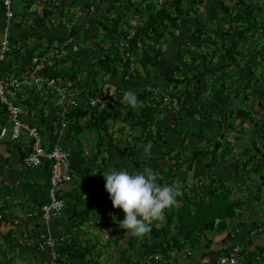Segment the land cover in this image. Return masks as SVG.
I'll use <instances>...</instances> for the list:
<instances>
[{
  "label": "trees",
  "instance_id": "obj_1",
  "mask_svg": "<svg viewBox=\"0 0 264 264\" xmlns=\"http://www.w3.org/2000/svg\"><path fill=\"white\" fill-rule=\"evenodd\" d=\"M98 1L100 5L108 2V0ZM32 3L39 4L37 0H31ZM212 3L217 4L220 10L223 24L219 26L220 38L211 36L202 27H197L193 32L188 33L187 37L191 43L192 53L196 55L189 57L188 68L182 69L183 79L174 78L173 75L166 79V83L169 84H190L195 80H202L209 73L217 75L222 71H227L228 76L220 79L218 86L214 88L215 93L208 88L202 92V87L198 86L199 93L196 95L195 103L202 97V94L206 95L208 100L205 103V110L197 109L194 104L190 103L188 107L182 108V117L178 113L174 114L173 124L166 126L161 121V117L164 115L167 105L171 104L168 100H176V103L180 104L183 100L182 94H167L158 98H149L151 101L149 104L147 95L136 93L138 105L136 107L124 106L122 104L123 89L127 88L126 86L134 78L141 81L144 75L152 77L153 69L161 64L160 61L165 55V46L177 32H181V27H184L180 24L182 19L189 20V14H197L200 5L209 7ZM89 4L80 5L81 11L84 10L87 14L91 13L92 6ZM69 12L70 9L61 8L58 13L62 19L76 21L75 25H80L82 19L79 15L82 12L70 15ZM146 12H149L146 25L144 27L135 26L134 16ZM130 14H133L131 18ZM53 15L54 13L47 7L43 9V18H46L45 20L62 34H66L67 30L63 23L59 28L54 26ZM14 16H16L15 11ZM62 19L58 21L63 22ZM97 23L103 33L95 39L79 37L70 39L71 41L68 39L54 47L48 44V47L41 53L42 58L50 52L51 48L57 49V51L66 48L67 51L59 55L56 62L44 70L40 79V87L29 86L35 87L40 94L46 95V99L50 102L57 101V94L47 86L50 80H54L58 88L64 87L75 92L78 107L69 110L66 115L67 120L65 119L66 125L69 123L77 133H81L82 128L78 121L88 118L89 123L85 128L95 130L96 140L93 144L95 156L91 161L94 168V173L92 172L94 180H89V182L86 178L88 181L86 185L93 191L94 197L98 194L99 201L95 205L90 201L91 199L85 200L86 207L81 213L83 220L89 219L95 209L102 211L101 220L103 223L101 222V224L115 225L112 219L116 215L120 221L124 218L122 209L113 207L110 195L105 189L106 181L103 174L120 168L118 163L112 165L114 156L126 155L128 159L132 160L136 169L148 162L160 161L161 165L166 168V172L159 175L160 184L176 183L180 186L182 195L177 198V203L174 206L165 209L164 223L156 224V221H151V230L148 233L140 236L129 234L123 250L127 254L124 264L127 262L130 264L132 260L134 263L131 264H147L151 257L157 261V264H172L175 255L190 256L200 249L209 250L203 253L202 258L212 254L218 255V258L223 257L222 255L229 257L235 254L237 264H264V245L259 244L264 238V222L254 218L249 223L240 220V214L246 211L241 204L247 200H249L248 205L254 216L260 211L264 212V146L263 148L258 146L257 140L254 141L255 137L253 141L249 140L248 133L237 135L233 123L228 124L230 131L226 138L223 136L224 124L220 119L215 122L219 127L221 125L222 130L217 128L220 137L213 136L211 132L208 134L206 129L198 127L197 123L186 124L185 127L180 128V122L196 115L199 120L213 122L215 120L212 115L213 109L223 107L225 100L230 97L227 91H233L236 85L243 82V97L240 101L242 108H238L240 110H237V115L242 116L244 121L250 123L252 129L259 127L258 133L254 136L260 137L264 141V118L256 120V113L250 108L254 105L264 115V110H261L264 105V87H256L254 93L251 92L256 83L264 82V0H162L161 3L153 0H125L119 10L106 16L105 21L98 20ZM127 37H131L129 40L133 39L136 42L134 48L127 45L126 50L130 53L131 61L136 63L133 71L129 69L130 60L126 59L124 52L119 49L120 44L127 40ZM129 40L127 41L129 42ZM207 45L210 48H207ZM81 46L93 54V58L90 61L87 59L84 64H80L74 57H69L73 55L70 50L76 52L77 50L74 49L81 48ZM10 48L5 60L11 53L17 52L15 48L11 46ZM209 55H211L210 60H208ZM197 63H200L198 68H196ZM214 64L216 66H213ZM14 75L22 79L20 74ZM108 77L120 78L121 84L123 83L122 85L115 84V91L109 94L102 92L104 85L110 84ZM227 82H230L229 87ZM204 86L205 84L203 89ZM24 88L21 86L20 91L14 96L16 104L21 108L24 106L20 103V95L24 93ZM212 93L217 98L215 102H211ZM239 95L240 92L235 90L232 98H238ZM99 97L103 98L101 104L96 107L88 105L89 99ZM187 97L192 99L193 95L188 93ZM114 98L115 100H113ZM105 101H109L106 106L103 105ZM29 105L32 110L37 108L40 111L38 113L45 114L46 117L48 116L47 118L54 115L53 119L61 120L52 103L38 107L33 104ZM137 107L141 110L140 115L136 111ZM127 108L128 111L123 114L122 111ZM3 111L0 106L1 114ZM31 112L27 115L22 114V118L34 125L30 122ZM224 112L227 113L226 110ZM4 125L5 123L2 125L0 121V128ZM58 126L61 127V125ZM136 127L139 128V134L136 138H129L131 131ZM128 130L129 135L127 134ZM170 134L180 137L183 141L187 138L195 139L196 142L194 141L195 144L192 145L193 149L188 148V152L182 153L173 144H169L168 135ZM127 139L131 141L126 143ZM228 139L237 144L247 143L249 149L237 147L239 154L234 155L232 148L225 142ZM21 141L23 140L16 143L23 145ZM149 143L152 145L151 149H158L157 156L155 154L146 155L144 148ZM103 152L107 154L105 159ZM244 152L246 157L249 156L247 161L240 160L241 154ZM25 155L26 153H24ZM137 155L146 156L143 161L137 162L134 160ZM177 173L182 175L179 178L172 177ZM183 175L186 176L183 177ZM83 176H87V173ZM243 180L245 181L243 190L247 189L246 191L251 195L247 200H244L242 196H237L236 200H232L235 197L233 189L236 188L235 186L242 185ZM77 191V189L72 190V192ZM59 193L63 201L71 197V191H60L59 188ZM5 204L0 205V253L2 256L6 253L12 255V257L8 255L7 259L8 262H11L17 260L16 250L24 249L26 246L19 243L20 236L15 227L19 224L18 220L20 219L18 218L20 217L15 211L9 212L10 209H6ZM26 214L21 218L28 221L30 218H27ZM109 214L112 215V218H109L108 223L106 217ZM248 225L250 227L242 237V229L247 228ZM2 228L4 229L1 232ZM126 236L127 231L122 230L119 236L110 237L108 242L106 241V248L113 244V247L117 249ZM217 236H222L221 248L211 250ZM138 240H142L140 244L141 257L139 250L137 251L135 247ZM256 242H258L257 245H255ZM42 244L43 241L40 240L39 247ZM55 244H57L55 264H62L65 261L62 256L69 254L67 251L69 244L64 245L60 238L55 239ZM146 250L151 251L146 252ZM115 256L110 255L104 262L82 259L81 264H115L113 263ZM0 264H3V259L0 260ZM213 264H217V261Z\"/></svg>",
  "mask_w": 264,
  "mask_h": 264
},
{
  "label": "crops",
  "instance_id": "obj_2",
  "mask_svg": "<svg viewBox=\"0 0 264 264\" xmlns=\"http://www.w3.org/2000/svg\"><path fill=\"white\" fill-rule=\"evenodd\" d=\"M38 3H32L31 0H25V6L23 8V15H21L17 21V15L12 20L8 39L12 48L17 50L16 53H11L8 59L5 60L3 69L6 68V72L9 74H20L21 80H25L23 83L24 93H22L20 103L22 107V113L27 115L31 111L30 122L34 124L44 142L50 146L55 143L65 148L70 155L69 165L73 176V183L63 185L61 190L71 191V197L64 201L63 212L59 216H52L48 221H41L38 216H33L28 221H25L21 216L28 213L31 210H36L38 207L48 200V168H27L22 160L24 153L28 152V145L25 141L20 143L12 142L10 140H0V205L5 204L6 209L9 212H16L20 218L19 224L15 227L18 229L20 236L19 243L25 244L24 249L17 251V260L8 262V255L2 256L3 264H47L51 259V248L39 247V241L44 237L60 238L61 242L69 244L67 251L69 254H64L62 258L65 260L62 264H81L82 259L89 261L97 260L98 262H104L110 255H116L113 263L124 264L127 254L124 253L125 241L128 240L129 234L122 240L120 246L115 249L113 244L110 247L98 248L94 240H91L89 235L95 237L96 242L98 239H102L100 245L106 244L110 237L115 235V231L119 232L120 219L116 215L113 217L115 225L110 227V224H101L102 215L100 210L93 211L90 214L89 219L83 220L81 213L84 212L86 205L84 204L86 199L89 198L91 189L89 188L88 181L93 179V164L92 159L95 156L94 146L90 145L89 141L96 137L95 130L85 128L88 122V118L80 119L78 124L81 128V133H77L76 129L70 127L69 123L65 127H59L62 120L47 118L45 114H39L38 109L32 110L29 104L35 106L50 105L51 102L46 99V95L40 94L35 87L26 88L28 80L34 81L35 78H40L43 75L44 70L47 67L53 65L58 59L59 55L65 53L66 48L57 49L51 48L50 52L45 54L42 58V51H44L48 44L54 47L60 45L63 41H71L70 39L90 37V30L88 28V21L84 19L83 23H80V29L73 30L70 26L66 34H62L56 27L51 26L48 21L43 18V9L47 6L53 7L55 0H37ZM15 2V0H14ZM85 4V3H84ZM78 5V4H77ZM83 5V4H82ZM78 10L81 7H77ZM71 10L70 14L77 12L75 7H69ZM53 10V9H52ZM3 8L0 0V39L2 37V29L4 26L3 22ZM60 15L56 13V16ZM82 14L79 15V17ZM53 15L52 20L59 22V18L55 19ZM50 18V17H49ZM64 20V19H63ZM75 25L76 21H70ZM54 23V21H53ZM62 24H54L58 28ZM61 29V28H60ZM66 30V29H65ZM53 41V42H52ZM52 42V43H51ZM68 48V46H67ZM71 57H74L80 64L88 59L89 61L93 58V54L88 50L76 48ZM39 59V60H38ZM104 85L102 92H114L115 89L110 90L112 87ZM133 91L138 89L136 84L129 86ZM140 92H137V94ZM12 99L15 101V97ZM47 107V106H46ZM58 113V111L56 112ZM67 120V117H66ZM0 121L3 125L6 122L4 114L0 112ZM17 144V145H16ZM25 145V147H24ZM119 157L116 155L112 159V165L118 163ZM93 172V173H92ZM87 176H83L86 174ZM74 177H77L74 178ZM88 178V181L86 180ZM94 180V179H93ZM79 181V183H78ZM89 181V182H90ZM78 184V185H77ZM86 185V186H85ZM95 185V184H94ZM77 189L78 191L72 194V190ZM92 196V195H91ZM100 211V212H99ZM109 223V220H108ZM10 226V225H7ZM115 228V230L113 229ZM117 229V230H116ZM111 231L114 233L111 234ZM87 231V232H86ZM121 232L116 234L119 236ZM115 237V236H114ZM224 237V235H223ZM79 238V240H77ZM106 238V240L104 239ZM222 236L215 237V242L211 246V250H217L220 247V241ZM107 241V242H106ZM262 239L259 244L264 245ZM31 244V245H30ZM33 244V245H32ZM83 244L84 246H81ZM256 242L255 245H257ZM103 246V245H102ZM150 249V248H148ZM15 251V250H14ZM151 251V250H150ZM146 250V252H150ZM209 250L200 249L194 252L190 256L179 254L175 255L172 264H213L216 263L218 255H209L202 258L203 253ZM126 255V257L124 256ZM12 257V255H9ZM87 257V258H86ZM123 258V259H122ZM2 262V261H1ZM89 264V263H87ZM147 264H157V261L151 257L148 259Z\"/></svg>",
  "mask_w": 264,
  "mask_h": 264
},
{
  "label": "rangeland",
  "instance_id": "obj_3",
  "mask_svg": "<svg viewBox=\"0 0 264 264\" xmlns=\"http://www.w3.org/2000/svg\"><path fill=\"white\" fill-rule=\"evenodd\" d=\"M145 1H150V0H145ZM153 1H158V3H161L162 0H153ZM125 0H108V2L100 5L98 4L99 1L98 0H55V3L52 5L53 7L51 8L50 6L46 7L54 13V17L55 19H62V17L60 15L56 16V13H58L61 8H65V9H69V7H79L82 4H91L92 9H91V13L88 12V14L83 10L81 11V9L79 12H82L80 19H82V23L84 21L85 18H88V28L90 30V37H93L94 39L100 35H102L103 30L101 29V27L99 26V24L97 23L98 20H102L105 21V17L112 15L114 12H116L117 10H119L122 6V3H124ZM78 4V5H77ZM84 4V5H85ZM89 4V5H90ZM25 6V0H15L14 2V11L17 15V21L19 20L18 17H20L21 15H23V8ZM105 8V9H104ZM53 9V10H52ZM103 9V10H102ZM77 10V8H76ZM71 11V10H70ZM102 11V12H100ZM75 12V13H77ZM102 15V16H101ZM133 14H130L129 17L131 18ZM190 19L186 20V19H182L181 21V25H184V27H181V32H177L175 34V37H172L170 39V42L165 46V55L164 57L161 59V64L156 66L155 69H153V73H152V77H145V75L143 76V79L140 81L137 78H134L131 80V82L126 86L127 88L123 89V92L125 93L128 90H131L129 88V86H133V84H136L138 86V89L133 90L135 93L140 92L142 94L147 95L148 97V101L149 104H151L150 99L152 98H158L162 95H167V94H172V95H181L183 96V100H181L180 104L176 103V100H168V102H170L171 104L167 105L168 107L165 108L164 110V115L161 117V121L164 122V124L167 125H172L174 122V114L178 113V115H180V117H182V108L184 107H188V105L190 103L194 104V106L197 109H201L202 111L205 110V103L207 102V97L206 95L202 94V97L195 103L196 101V95L199 93L198 92V86H201V91L205 92L206 89H210L211 92H214V88H216L220 82V79L222 77L228 76L226 74L227 71H222V73H219L217 75L213 74L211 75V73L207 74L202 80L200 81H193L190 84L187 83H166V79L169 78V76L173 75V77H180V80L183 79V74H182V69L184 68H188V64H189V57L191 56H195L196 54L192 53V48H191V43L189 38L187 37L188 33L193 32V30L197 27H202L205 29V31H207L211 36L213 37H219L220 38V32L221 30L219 29V26L222 24V20H221V16H220V10H219V6H217V4L215 5L214 3L210 4L209 7H207L206 5H200V7L198 8L197 14H189ZM148 18H149V12H146L145 14H138L134 16V24L135 26H139V27H144L146 25V23L148 22ZM63 20V19H62ZM129 20V18H128ZM55 24H58V22L56 20H54ZM60 24L63 23L65 25V29L68 31V27H72L73 30L75 29H79L80 25H73V23H71L70 21H67L66 18H64L63 22H59ZM223 25V24H222ZM187 26V27H186ZM203 43V42H201ZM128 45H130V47L134 48V44H136V42L131 39L129 40V42L127 43ZM138 46V45H137ZM207 48H210L209 45L206 46ZM121 52H123V48L120 47L119 48ZM139 50V48H138ZM139 54V53H138ZM251 55V54H250ZM211 55L208 56V60H210ZM67 59H69V57H67ZM213 66H216L215 64ZM178 67V68H177ZM200 67V63H197L196 68ZM135 68V67H134ZM193 69V68H192ZM119 75H120V71H119ZM108 82H110V86L108 87H112L110 88V90L115 88V84H121V80L120 78L118 79H113L112 77H108ZM264 79V78H263ZM123 84V83H122ZM121 84V85H122ZM204 89H203V85ZM227 86H230V82H227ZM244 86V83H239L238 85L235 86V89H233V91L238 90L240 92V95L238 98H232L233 95V91L232 90H228L227 94L230 96L229 99H226L224 102V106L221 108H216L213 109L212 115L214 116L213 119L215 118V120L212 121H207L204 122L202 120H199L198 115L191 117V118H187L186 121L184 122H180V128L185 127L186 124L187 125H192L197 123L198 127H203L206 129V131L208 132V134L211 132L213 133V136L215 137H220L219 134V130L217 129L219 127L218 123H215L216 121H218V119H220L222 121V123L224 124V135L226 138L228 137L227 135L229 134L230 128L228 127V124L233 123L235 125V133L237 135H240L242 133L249 134V140L253 141V138L255 137L254 141L258 142V146L263 148V144L264 141L263 139H260V137L254 136L258 133L259 127L252 129L250 123L244 121L243 117L240 115H237V110L239 111L240 109L238 108H242V104H241V100L243 97V93H242V87ZM40 87V86H39ZM256 87H264V82L261 83H256L253 87L251 92L254 93V90ZM132 91V90H131ZM107 94L112 93L110 92H106ZM120 93V92H119ZM190 93L193 95L192 99H189L187 97V94ZM215 93V92H214ZM214 93H212V98H211V102H215L216 101V96H214ZM122 94V93H121ZM150 98V99H149ZM115 100V98L113 99ZM111 100V101H113ZM224 100V99H223ZM222 100V102H223ZM52 105H54L57 109V111L61 110V104L58 101L51 102ZM122 104L124 106H127L128 104L124 101V99H122ZM253 111H255L256 113V120L257 118L260 120L261 118H264V115H262L260 113V110H257L258 107L252 105L250 107ZM227 111V113H225L224 111ZM261 110H264V105L263 107H261ZM128 111L127 109H124L122 111V113H126ZM136 111L138 113V115H140V108L137 107ZM208 112L210 113V110L208 108ZM177 115V116H178ZM178 117V118H180ZM181 119V118H180ZM178 119V120H180ZM254 122V121H253ZM221 128V125L220 127ZM83 130L85 128H82ZM90 130H92L90 128ZM222 130V128H221ZM132 133L129 135V130L127 132V134L129 135V138H136V136L139 134V128L136 127L133 131H131ZM126 134V136H127ZM169 136V144H173L175 147L178 148V150H180L182 153H186L188 152V148L193 149V144L195 139L192 138H187L185 141H183L180 137H175L173 134L168 135ZM264 136V135H263ZM95 138L91 141H89L90 145L95 144ZM130 139L125 140V142H129ZM131 141V140H130ZM196 142V141H195ZM225 142H227V144L232 148V150L234 151V155L239 154V149H237V147L239 148H244L249 149L248 144L247 143H241V144H237L235 142H233L231 139L225 140ZM201 143V142H200ZM262 143V144H261ZM198 144V143H197ZM250 144V142H249ZM122 146V144H121ZM194 147H196L194 145ZM190 149V150H191ZM227 149V148H226ZM158 150V149H157ZM157 150L154 149H150L149 152L146 153V155H152L155 154L157 156L158 152ZM146 155H137V157H134V160L137 162H141L144 160ZM241 158L240 160H246L249 156L246 157V153L244 152L243 154H241ZM103 156L104 159L106 158L107 154L103 152ZM118 164H119V170L121 169H125L128 171H138V170H142L144 167H151L155 172L158 173L159 175H163L166 172V168H164L161 164L160 161L156 162V163H151L148 162L146 165H142L139 169L134 168L133 164H132V160L128 159L126 155H122L119 156ZM235 159V158H234ZM247 161V160H246ZM234 169V168H232ZM182 174H175L172 177H177L179 178ZM186 175H183V177H185ZM77 179V177H74ZM73 183V182H72ZM79 183V181H78ZM245 181H242V185L240 186H235L236 188L233 189V192L235 194V197L232 200H236L237 196H242V198H244V200H247L249 198V196L251 195L248 191L243 190L245 188L244 186ZM240 184V183H239ZM78 185V184H77ZM252 186V185H251ZM63 186H61L60 188L62 189ZM75 192H72V194ZM244 194V196H243ZM92 195V196H91ZM95 194H93V191H90L89 194V199H91V202H94L95 205H97V202L99 201V197L97 196L98 194H96V197H94ZM56 198L59 199L60 201H62L63 203V208L65 206L64 201L60 198V193L59 191L56 192L55 194ZM264 197V194H263ZM49 201V192H48V200ZM46 202V203H47ZM44 203V204H46ZM249 200H247L246 202L242 203L241 206L244 207L246 209L245 212H242L240 215V220L245 221L246 223L251 222V219L254 218L255 220H262L264 222V212L260 211L256 214V216H254V213L251 211V207L249 208ZM42 204V205H44ZM87 204V203H86ZM41 205V206H42ZM88 205V204H87ZM63 212H60V214ZM168 212H170V209H168ZM111 213V212H109ZM59 214V215H60ZM59 215H52V216H59ZM51 216V217H52ZM112 218V215H108L106 218V222H108L109 218ZM114 220V219H112ZM103 223V222H102ZM158 223H164L163 221H156V224ZM7 226V225H6ZM110 227H112V225H110ZM250 227V225L247 226V228H243L242 229V237L244 234H246V232L248 231V228ZM4 228L1 229V232L3 231ZM115 230V228H113ZM117 230V229H116ZM124 230L127 231L125 229L120 228V232ZM87 232V231H86ZM111 234H113L114 232L111 231ZM99 234V233H98ZM95 237H92L91 235H89V237L91 238V240L95 241V244H97L98 248L104 247L105 248V244H98L101 243L100 241H103L102 239H98V243L96 242V238L97 235ZM117 231H115V235L116 236ZM127 234H130L127 231ZM223 236V235H222ZM245 236V235H244ZM52 238V237H51ZM140 238V237H139ZM55 242V239L52 238ZM106 240V238H104ZM79 240V238L77 239ZM264 240V238H263ZM264 242V241H263ZM142 243V240H138L137 245H135V247L137 248V251L139 250V256L141 257L142 254V250L140 247V244ZM57 246V244H55L54 248H52V250L56 253L55 251V247ZM81 246H84L83 244H81ZM123 247H125V245H123ZM152 247V246H151ZM128 253V252H127ZM57 254V253H56ZM126 257V255H124ZM87 258V257H86ZM91 260V257H88ZM108 259V258H107ZM0 260H2V257L0 255ZM94 260V259H93ZM135 260V259H134ZM92 261V260H91ZM136 261V260H135ZM134 263V261H130V264ZM128 264V262L126 263Z\"/></svg>",
  "mask_w": 264,
  "mask_h": 264
},
{
  "label": "built area",
  "instance_id": "obj_4",
  "mask_svg": "<svg viewBox=\"0 0 264 264\" xmlns=\"http://www.w3.org/2000/svg\"><path fill=\"white\" fill-rule=\"evenodd\" d=\"M3 13H4V26L3 34L0 39V106L4 110L6 118L5 125L0 128V140H10L17 142L23 140L28 145V152L24 156L22 162L27 168H48V192L49 201L40 206L37 210H31L26 214L27 218L38 216L41 221H48L52 215H59L63 209V203L56 198L55 194L59 191L60 186L72 182L73 176L69 165L70 155L59 144L55 143L48 146L35 125L22 118V108L16 104L12 99L23 87L24 81L14 74H9L3 69V65L7 54L10 52V43L8 39L9 29L14 19V0H1ZM127 42L122 41L120 47L124 50V56L130 60L129 69L132 71L135 64L131 61L130 53L127 52ZM40 78H35L34 81L28 80L26 86H39ZM48 88L57 94V101L61 104V110L58 116L61 118V127L64 128L66 115L69 110L78 107L75 92H71L66 88H58L54 80L47 83ZM103 98L89 99L88 105L96 107L102 103ZM109 101H105L104 106ZM111 104V103H110ZM112 105V104H111ZM98 180V178H96ZM43 244L41 247L54 248V240L47 236L42 239ZM57 254L51 250V259L48 264H55ZM217 264H237L236 255L233 254L229 257L223 256L218 258Z\"/></svg>",
  "mask_w": 264,
  "mask_h": 264
},
{
  "label": "clouds",
  "instance_id": "obj_5",
  "mask_svg": "<svg viewBox=\"0 0 264 264\" xmlns=\"http://www.w3.org/2000/svg\"><path fill=\"white\" fill-rule=\"evenodd\" d=\"M130 38L127 37V40ZM123 99L132 107L139 103L137 94L131 90L124 93ZM151 147V143L147 144L144 151L149 152ZM103 176L113 207L122 209L124 213L119 227L137 236L151 230V221H163L165 209L174 206L177 198L182 195V190L176 183L161 185L158 173L151 167L138 171L113 169Z\"/></svg>",
  "mask_w": 264,
  "mask_h": 264
},
{
  "label": "bare ground",
  "instance_id": "obj_6",
  "mask_svg": "<svg viewBox=\"0 0 264 264\" xmlns=\"http://www.w3.org/2000/svg\"><path fill=\"white\" fill-rule=\"evenodd\" d=\"M222 256H224V255H222ZM258 260V259H257Z\"/></svg>",
  "mask_w": 264,
  "mask_h": 264
}]
</instances>
